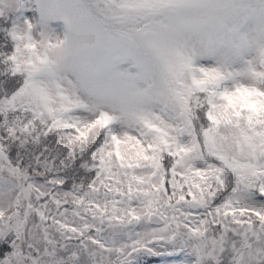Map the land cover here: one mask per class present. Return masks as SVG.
<instances>
[{"label": "snow or ice", "instance_id": "snow-or-ice-1", "mask_svg": "<svg viewBox=\"0 0 264 264\" xmlns=\"http://www.w3.org/2000/svg\"><path fill=\"white\" fill-rule=\"evenodd\" d=\"M0 264H264V0H0Z\"/></svg>", "mask_w": 264, "mask_h": 264}]
</instances>
